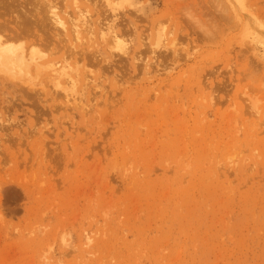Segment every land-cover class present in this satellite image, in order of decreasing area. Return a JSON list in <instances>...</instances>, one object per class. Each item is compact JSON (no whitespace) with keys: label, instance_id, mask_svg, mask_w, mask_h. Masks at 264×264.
Returning a JSON list of instances; mask_svg holds the SVG:
<instances>
[{"label":"rangeland","instance_id":"1","mask_svg":"<svg viewBox=\"0 0 264 264\" xmlns=\"http://www.w3.org/2000/svg\"><path fill=\"white\" fill-rule=\"evenodd\" d=\"M31 1L45 55L0 71V264H264V0H50L78 41Z\"/></svg>","mask_w":264,"mask_h":264},{"label":"bare ground","instance_id":"2","mask_svg":"<svg viewBox=\"0 0 264 264\" xmlns=\"http://www.w3.org/2000/svg\"><path fill=\"white\" fill-rule=\"evenodd\" d=\"M8 0H6L5 2H7ZM12 2H10V5L12 4L13 6V3L16 1V0H11ZM19 1V0H18ZM17 1V2H18ZM24 2V4L28 5L29 8L31 7V9L34 11V13H32L31 11L26 10L23 8L21 10L20 15L23 14L22 17L19 16V14H15V23L14 25H9L8 22H11V21H0V71L1 70H5L6 69V72H7V69H11L10 65H16V67H18L19 69L20 68H24V69H28V65H30L31 63L34 65V67H37L35 66L36 64V60H38V58L40 59L41 57H43V55H45V53L43 54H40L41 52L39 51V47H38V43L37 42H44L46 40H43L42 38H39L38 41H35V42H32V41H29L28 45H26V41H25V38L26 37H29L28 35L30 34L29 32V29L27 30L25 27L26 24L23 25V23H25L24 21L28 20V19H34L36 21L37 19V23L40 22V26H42V28H44L46 25H44V23L41 21V18L43 15H41V9L40 8H36L38 6H33L32 4H30L31 2H29V0H22ZM38 1V0H37ZM41 1L42 4H44V6L46 7L45 10L43 11V13H45L47 15V18H45V22L46 24H50V26L56 28L57 30H60V31H63L64 33L67 32V25H66V22L67 24H69L70 26V31L71 33L73 34L74 36V40L78 41L79 40V36H78V33L80 31V28H83V26H85V29H87L90 33V29L92 28V25L90 23V20L89 18L87 17V15L82 11L80 10H76L75 12H73V15H67V18L66 19V22L64 21L65 19L62 18V17H59L56 9L54 7V4H52V1L50 0H39ZM38 1V2H39ZM86 1H89V0H86ZM238 3L240 2V4H243V0H237ZM21 2V1H20ZM36 2V0L34 1ZM114 2V0H113ZM112 2V0H105V3L107 6H109L111 9H116V7L114 5H116V3L114 4ZM22 3V2H21ZM33 3V2H32ZM40 3V4H41ZM95 3V1H94ZM93 3V4H94ZM113 3V4H112ZM230 3H232L230 1ZM3 0H0V7H2V11H4L5 13H8V11L6 12V10H10L12 11L13 9L10 7H7L9 5H6L5 7V4L3 5ZM233 4V3H232ZM21 5V4H20ZM92 5V4H91ZM231 5V4H230ZM235 5V4H234ZM233 5V6H234ZM15 6V5H14ZM27 6V8H28ZM114 6V7H113ZM18 7V6H17ZM20 7V8H21ZM25 7V6H24ZM232 7V6H231ZM6 8V9H5ZM43 8V7H42ZM94 8V7H93ZM233 8V7H232ZM1 9V8H0ZM44 9V8H43ZM234 9V8H233ZM9 11V12H10ZM15 11V9H14ZM29 11V12H28ZM231 11V10H230ZM3 12V16H4V13ZM18 12V11H17ZM22 13V14H21ZM14 14V13H13ZM7 15V14H6ZM11 15V14H10ZM0 16L2 17V15L0 14ZM12 17V16H11ZM2 19V18H1ZM4 20V19H3ZM29 20V22H31ZM19 21V23H17ZM27 22V21H26ZM98 23V22H97ZM30 26V24H29ZM37 26V25H36ZM25 27V28H24ZM38 28V27H36ZM31 29V28H30ZM45 29V28H44ZM93 29V28H92ZM98 35L101 37V38H105L106 39V36H108L109 40L107 41V43L109 42L111 45H112V48L116 49V50H121L124 49L122 48V46H124V43L120 40V38L118 37L117 33L114 32L112 29L109 30V28H105V30H107L109 32V35L106 34L107 31L103 30L102 27L98 28ZM45 32V31H44ZM87 32V31H86ZM47 33V32H46ZM56 37L55 39L60 43L61 42V38L57 35V34H54ZM97 35V36H98ZM45 36V35H44ZM45 38V37H44ZM73 38V37H72ZM15 39V40H14ZM255 39V38H254ZM35 40V39H34ZM162 36L161 34L159 33L156 38H155V46L158 47V46H161L162 45ZM39 42V43H40ZM256 42H258L261 47H262V50H263V53H264V41L262 40H257L256 39ZM46 42H44V46L46 47L45 45ZM123 43V44H122ZM170 43V42H169ZM41 44V43H40ZM49 44V43H48ZM168 45V44H167ZM43 46V45H42ZM48 46V45H47ZM27 47V49L29 48V50L27 51L25 48ZM45 47L43 48L44 51L46 50ZM164 47V46H163ZM159 48V47H158ZM48 49V48H47ZM54 49V48H53ZM155 50V49H154ZM43 51V52H44ZM57 51V50H56ZM46 52V51H45ZM54 53V52H53ZM51 53V54H53ZM35 64H34V63ZM53 63V62H52ZM10 64V65H9ZM37 65L39 66L40 64L37 63ZM47 65H50L51 67V64L47 63ZM55 65V64H54ZM63 66V64H61ZM43 66V65H42ZM60 66V65H59ZM65 66V65H64ZM27 67V68H25ZM41 67V66H40ZM53 67V66H52ZM66 67V66H65ZM64 67V68H65ZM2 68V69H1ZM38 68V67H37ZM35 68V69H37ZM63 68V67H62ZM29 70V69H28ZM55 70V69H54ZM10 72V71H9ZM29 73V71H27ZM59 74H61V72H59ZM10 76V75H9ZM60 76V75H59ZM58 77V76H57ZM67 79V82L68 84L70 83V85H73L74 84V79H73V76H70V74H68V76L66 77ZM65 82V81H64ZM68 86V85H67ZM73 90L71 89V92L68 93V95H73L72 94ZM67 94V93H66Z\"/></svg>","mask_w":264,"mask_h":264}]
</instances>
